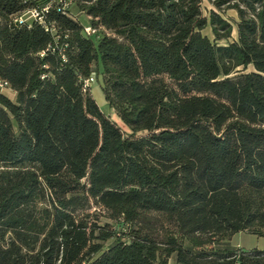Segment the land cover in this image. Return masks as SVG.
I'll return each mask as SVG.
<instances>
[{
  "label": "trees",
  "instance_id": "16d2710c",
  "mask_svg": "<svg viewBox=\"0 0 264 264\" xmlns=\"http://www.w3.org/2000/svg\"><path fill=\"white\" fill-rule=\"evenodd\" d=\"M75 7L0 0V264H264V0Z\"/></svg>",
  "mask_w": 264,
  "mask_h": 264
},
{
  "label": "rangeland",
  "instance_id": "374dc122",
  "mask_svg": "<svg viewBox=\"0 0 264 264\" xmlns=\"http://www.w3.org/2000/svg\"><path fill=\"white\" fill-rule=\"evenodd\" d=\"M203 12L205 16H207L208 11L212 8L209 3L203 2ZM71 13L76 16V18L83 23V25H87L86 17L81 14L76 7L71 8ZM223 16L232 24H235L236 14L233 10H227L223 13ZM203 35L207 36L209 39H213L212 34L209 29L203 31ZM236 37L235 28L231 35V40H234ZM224 43V42H222ZM90 93L92 98L94 99L96 105L99 107L102 113L107 115L112 121L116 122V124L121 128L122 131L127 132L126 127L119 121V119L115 116L113 111L109 109L107 106L104 95L102 92V79L101 77H97L95 81L90 85ZM8 98L13 99V95L9 91L3 92ZM99 213V212H98ZM100 222L101 224L110 223L107 219L106 214L100 211ZM224 245H228L231 248H243V249H258L264 250V237H257L248 233H237L233 235L228 241L223 242ZM168 264H174L173 258L168 261Z\"/></svg>",
  "mask_w": 264,
  "mask_h": 264
},
{
  "label": "built area",
  "instance_id": "2783aa9c",
  "mask_svg": "<svg viewBox=\"0 0 264 264\" xmlns=\"http://www.w3.org/2000/svg\"><path fill=\"white\" fill-rule=\"evenodd\" d=\"M19 3L26 7L22 13L16 15L13 18V22L20 26L31 27L32 23H38L43 25L46 31L53 33V26H47L45 24V16L52 9H57L61 13L69 11L72 7H75L77 3L90 4L94 0H18ZM96 29H93L89 25H85L83 33L86 36H94L96 34ZM44 52L40 53L42 57ZM95 81V75L93 74L90 78L84 82V91L90 87V85ZM1 86V84H0Z\"/></svg>",
  "mask_w": 264,
  "mask_h": 264
}]
</instances>
